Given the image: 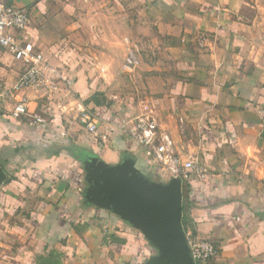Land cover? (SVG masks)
I'll list each match as a JSON object with an SVG mask.
<instances>
[{
	"label": "crops",
	"instance_id": "crops-1",
	"mask_svg": "<svg viewBox=\"0 0 264 264\" xmlns=\"http://www.w3.org/2000/svg\"><path fill=\"white\" fill-rule=\"evenodd\" d=\"M0 3L29 11L26 34L57 83L14 93L23 64L0 49V264L151 262L144 233L82 192L91 156L131 157L170 181L146 161L141 116L157 120L159 142L210 171L184 180L185 230L216 243L210 264H264V0ZM23 95L42 122L12 116ZM84 106L97 135L77 118Z\"/></svg>",
	"mask_w": 264,
	"mask_h": 264
},
{
	"label": "water",
	"instance_id": "water-1",
	"mask_svg": "<svg viewBox=\"0 0 264 264\" xmlns=\"http://www.w3.org/2000/svg\"><path fill=\"white\" fill-rule=\"evenodd\" d=\"M84 166L86 201L139 228L156 247L149 264H195L183 223L182 179L173 177L166 183L152 180L131 157L110 164L91 156ZM6 180L7 171L0 164V185Z\"/></svg>",
	"mask_w": 264,
	"mask_h": 264
},
{
	"label": "built area",
	"instance_id": "built-area-1",
	"mask_svg": "<svg viewBox=\"0 0 264 264\" xmlns=\"http://www.w3.org/2000/svg\"><path fill=\"white\" fill-rule=\"evenodd\" d=\"M30 24L31 16L27 9L0 3V49L23 64V70L12 90L14 93H20L28 89L39 91L48 87L54 91L57 83L52 73L56 71L48 63L44 52L36 49L26 34ZM12 116L29 118L32 122L43 121L40 116L30 112L26 95L17 101ZM77 118L90 133L99 134L100 121L90 107H82ZM136 137L145 150L146 161L150 165H161L171 178L178 177L184 182L190 175L204 179L210 174L199 160L193 158L184 160L171 151L170 140L166 139L165 143L159 142L156 119L148 116L139 117ZM186 235L195 264H210L211 260L217 257L218 247L213 240L193 237L190 232H186Z\"/></svg>",
	"mask_w": 264,
	"mask_h": 264
},
{
	"label": "trees",
	"instance_id": "trees-1",
	"mask_svg": "<svg viewBox=\"0 0 264 264\" xmlns=\"http://www.w3.org/2000/svg\"><path fill=\"white\" fill-rule=\"evenodd\" d=\"M91 99L96 103L98 107L104 106L105 102H102L99 100L96 96H92ZM96 145L100 146L99 141H96ZM94 152V151H93ZM96 154V153H93ZM97 155V154H96ZM99 156V155H98ZM148 176V175H147ZM150 176V175H149ZM151 177V176H150ZM153 180V179H152ZM189 199L187 197V194H184V204H183V211H184V216H183V223L184 227L190 221V213H189Z\"/></svg>",
	"mask_w": 264,
	"mask_h": 264
},
{
	"label": "rangeland",
	"instance_id": "rangeland-1",
	"mask_svg": "<svg viewBox=\"0 0 264 264\" xmlns=\"http://www.w3.org/2000/svg\"><path fill=\"white\" fill-rule=\"evenodd\" d=\"M83 169H84V171H85V166H83ZM84 180H85V187H83V190H82V192H85V188L88 186V180L86 179V172H85V178H84Z\"/></svg>",
	"mask_w": 264,
	"mask_h": 264
}]
</instances>
